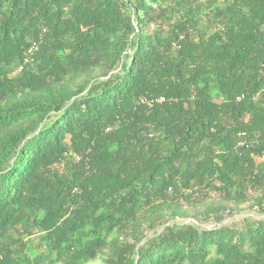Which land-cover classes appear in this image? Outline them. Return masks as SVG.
Instances as JSON below:
<instances>
[{
  "label": "trees",
  "instance_id": "1",
  "mask_svg": "<svg viewBox=\"0 0 264 264\" xmlns=\"http://www.w3.org/2000/svg\"><path fill=\"white\" fill-rule=\"evenodd\" d=\"M263 66L264 0H0V264H264Z\"/></svg>",
  "mask_w": 264,
  "mask_h": 264
},
{
  "label": "built area",
  "instance_id": "2",
  "mask_svg": "<svg viewBox=\"0 0 264 264\" xmlns=\"http://www.w3.org/2000/svg\"><path fill=\"white\" fill-rule=\"evenodd\" d=\"M37 51V45L34 43L29 49L28 51L26 52L25 56H26V61L25 62H28V60L30 59V57ZM21 70V68H19V71ZM263 75H264V66H263V69L261 70ZM261 97H264V87L261 88L257 93H256V96L255 98L256 99H259ZM244 96H242L241 98H239L238 100L240 101L241 99H243ZM165 102V99L164 98H156V99H151V100H148V101H145L146 105L148 107H152L153 105L155 104H161V103H164ZM107 131H109V129H107ZM245 138V134H242L240 135V142L238 143V147L239 148H243L247 145L246 141L244 140Z\"/></svg>",
  "mask_w": 264,
  "mask_h": 264
},
{
  "label": "rangeland",
  "instance_id": "3",
  "mask_svg": "<svg viewBox=\"0 0 264 264\" xmlns=\"http://www.w3.org/2000/svg\"><path fill=\"white\" fill-rule=\"evenodd\" d=\"M16 71H17V69H14V72L11 73V74L12 75L15 74ZM258 161H260V162L264 161V157L263 158H259ZM244 217H247L249 220H258V219L262 218L263 216H261L260 213H257L255 211H250V212H246L244 215H242V214H239L237 216L235 215V216L229 218L227 220V222H225V223L227 225L232 224L233 226L239 228V227H241L243 225V223H242L243 221L242 220H243ZM204 226L207 227L208 229L209 228H213L212 224H209V223L205 224ZM90 264H103V258H100L99 260L94 261V262H92Z\"/></svg>",
  "mask_w": 264,
  "mask_h": 264
},
{
  "label": "crops",
  "instance_id": "4",
  "mask_svg": "<svg viewBox=\"0 0 264 264\" xmlns=\"http://www.w3.org/2000/svg\"><path fill=\"white\" fill-rule=\"evenodd\" d=\"M259 159H257L256 161H257V163H260V161H258Z\"/></svg>",
  "mask_w": 264,
  "mask_h": 264
}]
</instances>
